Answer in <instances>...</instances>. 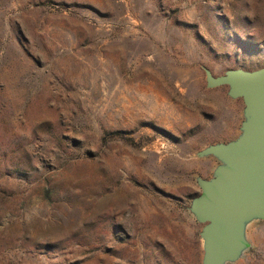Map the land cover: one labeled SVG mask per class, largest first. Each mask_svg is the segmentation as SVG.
Instances as JSON below:
<instances>
[{
	"label": "rangeland",
	"instance_id": "rangeland-1",
	"mask_svg": "<svg viewBox=\"0 0 264 264\" xmlns=\"http://www.w3.org/2000/svg\"><path fill=\"white\" fill-rule=\"evenodd\" d=\"M203 67H264V0H0V264H201L196 153L244 107Z\"/></svg>",
	"mask_w": 264,
	"mask_h": 264
},
{
	"label": "water",
	"instance_id": "water-1",
	"mask_svg": "<svg viewBox=\"0 0 264 264\" xmlns=\"http://www.w3.org/2000/svg\"><path fill=\"white\" fill-rule=\"evenodd\" d=\"M202 69L208 89L226 87L230 99L242 101L243 120L234 140L196 153L217 165L211 178L196 179L200 193L187 210L202 225L201 264H233L250 247L248 225L264 221V67L230 69L219 76Z\"/></svg>",
	"mask_w": 264,
	"mask_h": 264
}]
</instances>
